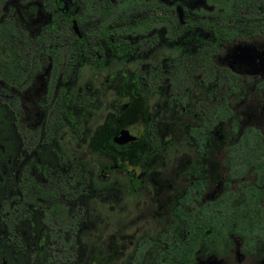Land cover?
I'll return each mask as SVG.
<instances>
[{"label":"flooded vegetation","instance_id":"obj_1","mask_svg":"<svg viewBox=\"0 0 264 264\" xmlns=\"http://www.w3.org/2000/svg\"><path fill=\"white\" fill-rule=\"evenodd\" d=\"M261 1L0 0V264H264Z\"/></svg>","mask_w":264,"mask_h":264},{"label":"trees","instance_id":"obj_2","mask_svg":"<svg viewBox=\"0 0 264 264\" xmlns=\"http://www.w3.org/2000/svg\"><path fill=\"white\" fill-rule=\"evenodd\" d=\"M249 2H251V0H227V4H226L227 15L222 18V20L224 21L223 25L226 27V29H224L222 33H219V32L214 33V36L216 37L217 41H220V40L230 41L232 38L237 36V34H238L237 24L234 25V28H227V25H228L227 20L230 18H233V20H235L237 17L250 19L251 15H245L244 17L240 16V12L246 8V6H247V4H249ZM261 3L264 5V0L261 1ZM165 24L167 25L168 22H166ZM197 24H199L201 26L207 25L203 21H200ZM178 25L180 27H182V25H180V24H178ZM210 25H212V24H210ZM219 35L224 39H221L219 37Z\"/></svg>","mask_w":264,"mask_h":264},{"label":"rangeland","instance_id":"obj_3","mask_svg":"<svg viewBox=\"0 0 264 264\" xmlns=\"http://www.w3.org/2000/svg\"><path fill=\"white\" fill-rule=\"evenodd\" d=\"M135 66L134 65H132L131 66V68L133 69ZM87 84H89V82H87L85 79H84V81H77V82H75L74 84H73V88H72V90H71V92L73 93V95L74 96H76V94L74 93L75 92V90L78 88V87H80V86H85V85H87ZM110 100H111V96H109L108 98H106L105 100H104V104H103V106H102V108H101V110L100 111H98V112H96L95 114H94V116L91 118V121H90V126H89V128H90V130L93 128V125L97 122V121H101L102 120V118L104 117V115H105V113H106V110H107V108L109 107V102H110ZM164 117H165V120H166V122L167 123H170L171 121L170 120H172V115H170V114H166V115H164ZM164 126H166V127H169V124H165V125H163V129H162V135L164 136V137H168L169 136V134H166L167 132H169V130L171 131V129L170 128H166V127H164ZM166 134V135H165ZM90 169H94V165H91L90 164Z\"/></svg>","mask_w":264,"mask_h":264}]
</instances>
